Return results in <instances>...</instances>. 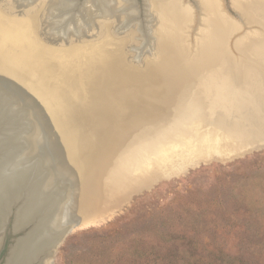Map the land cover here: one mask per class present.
I'll use <instances>...</instances> for the list:
<instances>
[{
	"label": "bare ground",
	"instance_id": "obj_1",
	"mask_svg": "<svg viewBox=\"0 0 264 264\" xmlns=\"http://www.w3.org/2000/svg\"><path fill=\"white\" fill-rule=\"evenodd\" d=\"M76 1L28 0L26 4H22L12 0H0V72L12 76L13 92L18 94L25 104L37 103L38 107H42L51 123L55 121L67 123L71 118L76 119L79 114L85 122L102 123L99 129H93V134L96 133L98 136L110 123L140 122L143 116L137 111L154 105H164L174 110L168 122L164 123H244L242 127L231 126V129L222 134L213 130L195 136L192 141L188 139V142L172 140L168 143L160 138L157 144L144 145L136 140L128 145L130 155L122 154L120 152L122 147L102 162L101 180H106L107 186L113 189L116 186L128 187L136 183L135 187L139 188L141 184L153 183L159 176L168 177L177 174L191 164L209 163L215 159L224 160L231 153L250 150L254 145L259 146L264 138V126L255 127L250 123H263L260 120L264 119V103L262 98L255 94L256 90L264 91V77L260 72H249L252 73L251 78L254 81L252 84L248 82L239 85L222 70L212 69L208 76L198 71L195 78H189L188 75L176 71L177 68L185 65L197 70L185 63L186 59L178 56L167 43L168 35L173 44L179 45L182 39L177 32L178 29L192 21L189 11L181 0H142L140 5L136 0H81L78 5ZM199 1L200 9L206 14L217 8L213 0ZM252 3L253 6L264 10L260 1L252 0ZM75 6L76 8L71 11ZM69 14L72 17L68 20ZM13 15L17 17L13 18ZM46 15H50L53 20L50 24L56 25L51 31L52 34L44 32ZM253 18L260 22H263L261 18L264 19L258 12H255ZM69 21L73 23L74 28L81 24L97 27V35L89 40L84 36L78 39L72 36L67 40L60 38L65 35ZM204 21L208 26L211 25L209 35L216 41H221L224 32L219 20ZM121 22H124L123 27L126 28L122 31V39H114L112 29ZM157 44L162 49L157 52L158 54L156 53L152 61L143 62L137 59L139 55L137 53H142L143 47L147 46V51L152 53ZM131 47L134 49L133 52L129 51ZM202 47L208 52L205 44ZM148 52L146 55H153ZM210 52L212 55L204 59L205 64L224 62L218 50H210ZM136 54L137 56H134ZM129 59L135 61L139 65L138 68L129 67ZM244 59L247 60L246 57ZM99 64H108L109 67H99ZM226 69L227 67L223 68ZM29 72L38 73L39 79L36 81L34 77V79L28 78ZM69 79H72V83L67 82L70 81ZM193 79L198 81L196 86L192 84ZM156 80H159L160 84H156ZM124 81L128 85L142 84L144 89L128 86L121 90L120 84ZM20 85L26 88V95ZM202 93L210 97L208 102L205 101ZM243 94L253 99L254 107L257 108L255 111L241 103L240 97ZM0 99L4 98L0 97ZM218 108L227 111L228 115L218 111ZM207 109L210 118H206ZM13 110H16L14 104ZM14 112L19 116L20 111H13V115ZM250 115L257 119L249 120ZM21 119L22 121L16 120L15 123L26 122L22 117ZM8 141L13 142L14 149L22 140L17 137L13 141ZM106 142L104 140L103 144L106 145ZM15 158L5 157L0 161V197L6 195L8 191L11 200H13V188L6 189L5 183L13 181L18 175L17 168L21 162L15 161ZM99 165L101 167V162L95 156H91L85 160L82 167L84 169L80 172V186L85 195L83 200L85 203L94 197V168ZM149 167H153V170L148 171ZM63 179L74 188L72 178L63 177ZM50 185L49 183L45 189H39L36 195L33 193L34 200L25 209L23 219L37 208V195L48 197L47 189ZM71 197L66 202L61 201L49 226L45 225L39 232L40 236L54 233L60 230L63 223L73 221L75 214L71 209L73 204ZM7 205H2L0 210V250L3 245L2 231L6 225L4 220L9 214ZM79 209L77 207L75 211ZM116 211L118 212V210L111 211L109 215H115ZM100 221H104V218L79 220L71 226V231L77 227L86 229ZM16 258L13 261L12 249L5 264H19L21 257L17 255ZM53 263L52 257L44 261V264Z\"/></svg>",
	"mask_w": 264,
	"mask_h": 264
},
{
	"label": "rangeland",
	"instance_id": "obj_2",
	"mask_svg": "<svg viewBox=\"0 0 264 264\" xmlns=\"http://www.w3.org/2000/svg\"><path fill=\"white\" fill-rule=\"evenodd\" d=\"M12 1L22 4L27 2ZM80 1H76L77 5ZM136 1L138 5L142 4V0ZM222 1L213 0L217 8L206 14L200 9L199 0H181L192 21L178 29L182 39L179 45L173 44L168 35L167 43L178 56L186 59L185 63L197 70L194 71L185 65L176 71L188 75L189 78H195L198 71L208 76L210 70L217 69L224 71L225 75H230L234 79L233 82L236 81L239 85L248 82L252 84L253 72H260L264 77V19L261 18L263 22H260L253 18L255 12L264 17V10L253 6L252 0ZM258 1L264 8V0ZM75 8L76 6L71 11ZM49 16L46 15L44 19L45 34L51 33L56 26L50 24L53 20ZM15 17L17 15H13V18ZM71 17L69 14L68 20ZM205 19L219 20L222 24L224 37L221 41H216L209 35L211 25L208 26ZM123 24L124 22H121L112 29L114 39H122V31L126 29ZM85 25H77V28H74L73 23L69 21L65 35L60 38H94L97 35V27ZM185 40L187 41L184 42ZM203 44L208 52L204 51ZM146 48L147 46L141 49L142 53H137L140 57L137 54L134 56L143 62L152 61L162 49L159 44L152 53ZM132 50L134 51L132 47L129 48V51ZM210 50H218L224 62L205 64L204 59L212 55ZM147 52L153 55H146ZM245 57L251 63L245 60ZM129 60V67L138 68L139 65L135 61ZM98 66L109 67L108 64ZM226 67L227 69L223 70ZM156 81V84H160L159 80ZM124 82L120 84L121 90L128 86L144 89L142 84L128 85ZM192 84L196 86L198 81L193 79ZM255 94L262 98L264 103V91L256 90ZM201 95L208 102L210 97L204 93ZM13 98L16 100L17 97ZM240 100L243 105L251 107L254 111L257 109L253 99L247 94L241 95ZM15 108L13 111L24 112L21 106ZM217 110L228 115L222 108ZM137 113H142L140 122H123L107 127L102 137L92 142L94 150L85 152L86 156H95L101 162V167L99 165L94 168L95 194L91 201H83L85 195L80 184L75 190L74 204L80 208L79 211L76 210L75 216L79 220L103 217L104 221L86 229L77 227L68 234L55 249L53 264H264V138L258 147L254 145L250 150L231 153L224 160L215 159L209 163L191 164L177 174L159 176L153 183L141 184L139 188L135 187L136 183H132L128 187L116 186L111 189L106 180H101L102 162L122 147L120 152L126 156L130 155L128 145L136 140L144 145L157 144L160 138L168 143L172 140L188 142V139L192 141L193 137L213 130L222 134L231 129V126L242 127L244 124L164 123L168 122L174 113L172 108L164 105L146 107ZM205 113L206 118H210L208 109ZM19 116L14 112L13 123L16 120L22 121ZM248 118L255 121L256 117L250 115ZM260 121L263 123L250 124L255 127L264 126V119L261 118ZM101 140L107 141L104 148L100 146ZM152 170L153 167L148 168V171ZM114 210L118 212L110 216L109 213ZM15 238L10 224L0 250V264H5L8 249L13 245Z\"/></svg>",
	"mask_w": 264,
	"mask_h": 264
},
{
	"label": "water",
	"instance_id": "obj_3",
	"mask_svg": "<svg viewBox=\"0 0 264 264\" xmlns=\"http://www.w3.org/2000/svg\"><path fill=\"white\" fill-rule=\"evenodd\" d=\"M27 76L34 77L36 81L39 79L38 73L29 72ZM69 80L67 82L70 83L72 79ZM0 86V97L4 98L0 99V161L5 157H16L15 161L21 162L17 168L18 175L13 181L5 183L6 189L13 188V200L8 191L0 197V210L2 205L8 204L9 213L6 221L4 220L6 225L2 231L3 242L10 224L12 234L16 235L13 245L8 249L5 263L13 249V261L18 255L21 257L19 264H44L45 259L53 257L55 249L73 232L71 226L79 222V219L74 216L73 221L63 223L60 230L49 235L40 236L39 232L45 225L49 226L58 205L61 201L70 199L71 194V209L75 214L77 207L74 204V195L80 184L79 175L84 169L82 167L85 160L93 156H86L85 152L94 150L92 142L102 137L107 127L120 123L108 124L98 136L93 134V129H99L102 123L85 122L79 114L76 119L71 118L67 123H51L42 107H38L37 103L25 104L13 92L12 76L0 72ZM21 87L25 94L26 88ZM13 96L17 97L16 100ZM13 104L23 108L24 112L19 115L25 123H13ZM17 137L22 141L13 149V142L8 140L13 141ZM28 137L30 141L27 140ZM103 141L101 140V148L105 145ZM63 177L72 178L74 188ZM49 183L51 185L47 189L48 197L37 195V208L23 219L25 209L34 200L33 193L36 195L39 189H45Z\"/></svg>",
	"mask_w": 264,
	"mask_h": 264
}]
</instances>
